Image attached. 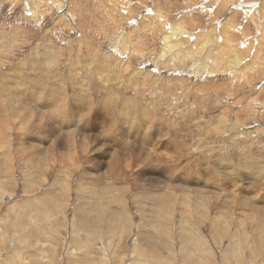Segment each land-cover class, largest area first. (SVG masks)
<instances>
[{"label":"rangeland","instance_id":"obj_1","mask_svg":"<svg viewBox=\"0 0 264 264\" xmlns=\"http://www.w3.org/2000/svg\"><path fill=\"white\" fill-rule=\"evenodd\" d=\"M0 112V264H264V0H0Z\"/></svg>","mask_w":264,"mask_h":264},{"label":"bare ground","instance_id":"obj_2","mask_svg":"<svg viewBox=\"0 0 264 264\" xmlns=\"http://www.w3.org/2000/svg\"><path fill=\"white\" fill-rule=\"evenodd\" d=\"M31 1V0H30ZM41 1V0H40ZM38 2V1H37ZM32 5V4H31ZM31 9V8H30ZM33 10V9H32ZM68 12H69V10H67ZM32 13H33V11H32ZM31 13V14H32ZM67 13V12H66ZM70 14V13H69ZM72 15V14H71ZM151 15V14H150ZM69 17V16H68ZM66 19H67V17H66ZM70 19V18H69ZM68 20V19H67ZM70 22V21H69ZM71 23V22H70ZM177 26V25H176ZM182 26V25H181ZM179 28V27H178ZM180 30H181V28H180ZM221 30V29H220ZM178 31V30H177ZM184 33H188V32H186V31H183V34ZM213 32H204V33H202L203 35H199L200 37H202V39H201V41H200V43H202L200 46H199V48H197V49H202L203 47H207L208 45H207V43L205 42V39H207V37H209V38H211L212 39V36H214V35H211ZM172 34V33H171ZM220 34V33H219ZM170 38V34H167L166 36H164V38ZM205 38V39H204ZM216 38V37H215ZM218 39V38H217ZM179 40L181 41L182 40V38L181 37H178V36H176L175 37V39H173V41H175V43L173 42V44H172V47L174 48V46H178V47H176V50H174V51H179L180 53H182L183 51H185L184 50V47L182 46V44L179 42ZM204 42V43H203ZM218 43V42H217ZM260 43V42H259ZM165 44V43H164ZM169 45H171V44H169ZM213 44H211L210 46H212ZM221 46V45H220ZM226 46V45H225ZM224 46V47H225ZM217 47H219V46H216V45H213L212 46V48L211 49H213L214 51H216L217 50ZM187 48H189V47H187ZM192 47H190V49H191ZM223 48V47H222ZM227 48V47H226ZM172 49V48H171ZM175 49V48H174ZM209 50V51H212V50ZM221 49V48H220ZM165 50H167V49H165ZM173 50V49H172ZM193 50V49H192ZM191 50V51H192ZM196 50V49H195ZM194 50V51H195ZM222 50V49H221ZM219 51V50H218ZM178 52V53H179ZM202 52V51H201ZM191 53V52H190ZM195 53H199V52H195ZM203 53V52H202ZM163 54H165V53H163ZM183 54V53H182ZM189 54V53H188ZM183 55H185V54H183ZM199 55V54H198ZM186 56V55H185ZM192 58V57H191ZM197 59V58H196ZM200 60V59H199ZM199 60H197L195 63H192L191 64V66L190 67H192L193 68V70L194 71H198V70H196L197 68H195V67H200V68H203V63H205V59H202V60H200V62H199ZM194 61H195V59H194ZM45 63V62H44ZM237 63V62H236ZM25 79H22V78H18L17 77V81L16 82H12L11 84H13V85H16V87H12V88H16L15 90H19L17 87H19V86H21V88H22V90H24V93H22V94H25ZM31 84V83H30ZM29 87V86H28ZM136 87V86H135ZM9 88H10V86H9ZM175 88V87H174ZM29 89H30V91H28V95L30 96V98H28V97H26L25 96V99L23 100L24 102L22 103V105H21V107L23 106V105H26V106H28L29 105V100L32 98V97H34V96H37V97H39L38 95H40L41 96V91H40V89H38V86H37V88L34 86V87H32V85H31V88L29 87ZM21 91V90H20ZM157 91V90H156ZM22 92V91H21ZM52 92H55L54 90H50L49 91V93H52ZM165 92V91H164ZM16 93H18V94H20L21 95V93L20 92H18V91H16ZM17 94V95H18ZM14 95V94H13ZM54 94H51V96H53ZM2 97H3V95H2ZM23 97H24V95H23ZM56 97V98H55ZM55 97L54 98H51V101H56V99H58V97L55 95ZM9 98V97H8ZM27 99H29V100H27ZM38 99V98H37ZM33 100V99H32ZM36 102V101H35ZM47 102H50V101H47ZM13 103V102H12ZM44 103V102H43ZM59 103V102H58ZM57 103V104H58ZM17 104V103H16ZM48 104V103H47ZM46 104V105H47ZM3 105V104H2ZM11 105V104H10ZM50 105V104H49ZM53 105V104H52ZM17 106V105H16ZM21 107H19V109L18 110H16L15 108V112H16V115L18 116V115H20V116H23L22 115V110H21ZM55 107V106H54ZM23 108V107H22ZM53 108V107H52ZM56 108V107H55ZM38 109V108H37ZM27 110H28V108H27ZM10 111V110H9ZM75 111V110H74ZM31 111L29 110V113H30ZM32 112H33V110H32ZM76 112V111H75ZM146 112V111H145ZM0 113H3L2 115L3 116H6L7 115V113L8 112H0ZM105 113V112H104ZM128 113V112H127ZM13 114V113H12ZM121 115V114H120ZM125 115V114H124ZM8 116V118H9V114L7 115ZM16 117V116H15ZM123 117V116H122ZM121 117V118H122ZM11 118V117H10ZM101 118V117H100ZM120 118V117H119ZM130 118V117H129ZM6 119V118H5ZM28 119V118H27ZM221 119V118H220ZM219 119V120H220ZM223 119V118H222ZM1 120V119H0ZM77 120V119H76ZM25 121H27L26 119H25ZM93 121V120H92ZM97 121V120H96ZM127 121V120H126ZM134 121V120H133ZM1 122V121H0ZM23 124H24V122H23ZM27 124V123H26ZM130 124V123H129ZM147 124V123H146ZM58 125V124H57ZM73 125V124H72ZM25 126V125H24ZM59 126V125H58ZM66 126L67 127H70V126H68V124H66ZM74 126H75V124H74ZM110 126V125H109ZM23 127V126H22ZM27 127V126H26ZM25 127V128H26ZM102 127V126H101ZM103 127H105V126H103ZM126 128V127H125ZM148 128V127H147ZM49 129V128H48ZM72 129V128H71ZM70 129V130H71ZM76 128H74V130H75ZM101 129V128H100ZM223 129V128H222ZM79 130V129H78ZM48 131V130H47ZM129 131V130H128ZM82 133V132H81ZM63 134V133H62ZM65 134V133H64ZM63 134V135H64ZM76 133L73 131V132H71L70 134L68 133L67 135H70V136H72V135H75ZM62 136V135H61ZM128 136V135H127ZM71 137H69V139H70ZM75 138V137H74ZM84 138V137H83ZM87 138V137H86ZM63 139H65V138H63ZM90 139V138H89ZM66 140V139H65ZM137 140V139H136ZM67 141V140H66ZM65 141V142H66ZM69 142V141H68ZM89 142V141H88ZM92 142V141H91ZM125 142V141H124ZM73 143V142H72ZM75 143V142H74ZM91 144V143H90ZM93 144V143H92ZM39 145V144H38ZM137 145V144H136ZM72 146V145H71ZM90 146V145H89ZM88 146V147H89ZM119 147V146H118ZM39 148V147H38ZM91 148V147H90ZM40 149V148H39ZM115 149V148H114ZM117 149V148H116ZM8 151V150H7ZM6 151V152H7ZM46 151V150H45ZM87 151H89V148H88V150ZM166 151V150H165ZM168 151V150H167ZM122 152V151H121ZM49 153V152H48ZM240 153V152H239ZM46 154V153H45ZM8 155V154H7ZM1 157V156H0ZM10 157L12 158V156H11V154H10ZM9 157V158H10ZM34 160V159H33ZM33 160H32V162H33ZM116 162V161H115ZM34 163V162H33ZM238 163V162H237ZM251 164V163H250ZM228 165V164H227ZM0 166H2V165H0ZM34 166H36L35 164H34ZM112 166H114V164L112 165ZM111 167V166H110ZM233 167V166H232ZM242 167V166H241ZM0 168H2V167H0ZM223 168V167H222ZM226 168V167H225ZM113 170V169H112ZM243 170V169H242ZM234 173V172H233ZM252 173V172H251ZM255 173V172H254ZM163 174V173H162ZM240 174V173H239ZM67 175V174H66ZM161 175V174H160ZM262 175L263 174H261V175H259V176H261L262 177ZM254 176H255V174H254ZM101 177V176H100ZM107 177V176H106ZM257 177V176H256ZM255 177V178H256ZM263 177H264V175H263ZM263 179V178H262ZM187 180V179H186ZM210 181V180H209ZM105 182V181H104ZM109 182V181H108ZM115 182V181H114ZM189 182V181H188ZM139 183V182H138ZM68 185V184H67ZM94 185V184H93ZM107 185V184H106ZM168 185V184H167ZM183 186H184V188L185 187H189V186H187V185H185V184H182ZM170 186V185H169ZM233 186V185H232ZM89 187H91V186H89ZM195 187V186H194ZM171 189H172V187H170ZM191 188V187H190ZM196 188V187H195ZM64 189V188H63ZM86 189V188H85ZM105 189H107V192L108 193H110V192H117L118 190H120L121 188L119 187V186H117V185H114V184H111V185H109L107 188H105ZM183 189V188H182ZM84 190V189H83ZM90 190H92V188L90 189ZM102 191H104V189H102ZM149 191V190H148ZM147 191V192H148ZM169 191V190H168ZM196 191V190H195ZM197 191H198V193H201L202 191L200 190V189H198L197 188ZM233 191V190H232ZM193 192V191H192ZM85 193V192H84ZM99 193H101L100 191H99ZM98 193V194H99ZM107 193V194H108ZM159 193V192H158ZM257 193V192H256ZM97 194V193H96ZM141 194H143V193H141ZM151 194H154V195H151ZM163 193H161V194H158L157 195V193L155 192H150V193H144V196L143 195H140V196H142L143 198H149L150 196L149 195H151V197H156V196H159V198H161V195H162ZM197 194V193H196ZM90 195V194H89ZM102 195V194H101ZM169 195V200H171V198H172V196L170 195V194H168ZM182 195V201H183V203L185 204L186 202H189L188 200L190 199V194L186 191L185 193H182L181 194ZM258 195V194H257ZM116 196V195H115ZM119 196H120V194H119ZM94 198H95V196H93ZM101 197V196H100ZM103 197V196H102ZM104 197H105V195H104ZM107 197H108V195H107ZM174 197V196H173ZM254 197V196H253ZM96 198H98V197H96ZM121 198V197H120ZM140 198V197H139ZM164 198V197H163ZM230 198V197H229ZM244 198V197H243ZM102 199V198H101ZM106 200V198H103V200ZM233 199H235V198H233ZM237 199V198H236ZM85 200V199H84ZM90 200V199H89ZM100 200V199H99ZM149 200V199H148ZM157 200H158V198H155L154 199V201H155V203L157 204ZM163 200V199H162ZM161 200V201H162ZM96 201V200H95ZM120 201V200H119ZM121 201H123V200H121ZM125 201V200H124ZM164 201V200H163ZM236 201V200H235ZM234 201V202H235ZM246 201V200H245ZM106 202V201H105ZM114 202V201H113ZM168 202H170V201H168ZM180 202V201H179ZM248 202V201H247ZM87 203H88V201H87ZM120 203V202H119ZM50 204V203H49ZM67 204V203H66ZM104 204V203H103ZM107 204V203H106ZM162 203H160V205H161ZM181 204V203H180ZM99 205H102V204H100L99 203ZM245 205H247V204H245ZM35 206V205H34ZM84 207V206H83ZM171 207V206H170ZM187 207H188V203H187ZM110 208V207H109ZM168 209V208H167ZM90 210V209H89ZM99 210V209H98ZM103 210V209H102ZM93 211V210H92ZM263 211V210H262ZM104 212V211H103ZM107 212V211H106ZM264 212V211H263ZM33 213V212H32ZM184 214V213H183ZM35 215V214H34ZM83 215V214H82ZM102 215V214H101ZM85 215H83V217H84ZM170 216V215H169ZM90 217V216H89ZM189 217V216H188ZM88 218V217H87ZM263 218V217H262ZM85 219V218H84ZM187 219V218H186ZM89 220V219H88ZM102 220V219H101ZM78 222H80V221H78ZM78 225V224H77ZM114 226V225H113ZM86 228V227H85ZM53 229V228H52ZM156 229V228H155ZM103 231V230H102ZM106 231V230H105ZM58 232V231H57ZM115 233H117V232H115ZM97 237V236H96ZM118 237V236H117ZM146 237V236H145ZM95 239V238H94ZM150 239V238H149ZM139 240V239H138ZM187 241V240H186ZM46 243H47V241H45ZM22 243V242H21ZM136 243V242H135ZM50 244V243H49ZM45 245V244H44ZM48 245V244H47ZM52 245V244H51ZM36 246V245H35ZM39 246V245H38ZM24 247V246H23ZM37 247V246H36ZM40 248H39V250L42 248L41 246H39ZM44 249V248H43ZM82 249V248H81ZM172 249V248H171ZM185 249H186V247H185ZM33 251V250H32ZM100 251V250H99ZM107 251V250H106ZM135 251V250H134ZM51 252V251H50ZM54 253V252H53ZM43 254V253H42ZM46 255V254H45ZM43 256V255H42ZM88 256V255H87ZM44 257H46V256H44ZM100 257V256H99ZM93 258V257H92ZM229 258V257H228ZM103 259V258H102ZM105 260V259H104ZM205 260V259H204ZM72 261V260H71ZM208 261V260H207ZM111 262V261H110ZM205 262V261H204ZM196 263V262H195Z\"/></svg>","mask_w":264,"mask_h":264}]
</instances>
